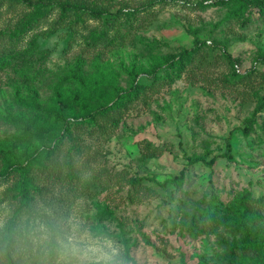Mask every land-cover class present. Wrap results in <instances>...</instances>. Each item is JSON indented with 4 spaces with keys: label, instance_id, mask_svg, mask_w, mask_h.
I'll return each mask as SVG.
<instances>
[{
    "label": "rangeland",
    "instance_id": "rangeland-1",
    "mask_svg": "<svg viewBox=\"0 0 264 264\" xmlns=\"http://www.w3.org/2000/svg\"><path fill=\"white\" fill-rule=\"evenodd\" d=\"M71 2L76 6L50 9L44 23L25 29L21 21L37 8L0 0V217L50 212L78 220L113 241L122 264H215L220 239L238 236L222 225L194 229L193 218L214 197L223 210L238 191L264 196V0ZM194 39L203 50L191 56L184 50ZM175 59L181 67L169 66ZM77 62L85 85L62 79ZM98 64L123 90L134 88L130 71L143 85L123 104L116 127L101 115L83 122L100 96H114L105 85L90 95ZM69 91L98 98L61 107L57 98ZM228 134L233 161L189 163L223 152ZM22 162L34 183L45 164L59 179L15 214ZM181 171L180 184L170 183ZM89 176L94 193L83 185ZM134 178L141 182L130 184Z\"/></svg>",
    "mask_w": 264,
    "mask_h": 264
},
{
    "label": "trees",
    "instance_id": "trees-1",
    "mask_svg": "<svg viewBox=\"0 0 264 264\" xmlns=\"http://www.w3.org/2000/svg\"><path fill=\"white\" fill-rule=\"evenodd\" d=\"M26 6L36 7L37 9L26 16L24 20L21 21L22 27L25 29H31L40 23H44L47 19L50 9L59 7L62 12L66 9L76 4L71 2V0H18ZM44 6H49V8L43 11L41 8ZM92 17H100L102 15L99 10H92L89 12ZM203 50L202 45L194 39L192 47L185 49L184 52L187 54L199 55ZM222 55L228 59L232 60V54L227 51H223ZM1 61V57H0ZM1 63V62H0ZM169 66L174 68L176 66L181 67V61L179 59L172 60L169 62ZM131 81L134 84V88L130 90H123L122 88L114 84L112 73L104 70L101 64H98L95 69V74L91 81V91L90 95H93L102 85L107 86L112 90L114 96L110 99H104L102 96L99 98V105L90 110L83 122L91 123L94 120L100 118L105 121L108 125L116 127L118 121L121 119L123 114V104L136 98L138 91L142 84L136 82V73L130 71ZM177 77V76H176ZM65 81H74L80 85H85L84 78L80 75V63L77 62L74 67H72L67 73L62 77ZM214 81L219 83V79L214 77ZM224 87H229L227 81L222 82ZM98 98V93L94 97H85L82 94L74 91H69L68 95L64 98L63 96H58L57 102L60 103L61 107L71 106L74 103L91 105L93 101ZM264 101L259 106V110L263 108ZM55 115L59 119H63L60 110L55 111ZM13 120L17 123H22L24 120L19 117L11 116ZM248 121L252 122L251 118ZM27 123L25 124V126ZM249 133V130H246ZM56 144V143H55ZM58 144L53 146V148H48L45 151V157L49 158L52 152L57 149ZM217 157L225 158L227 161H233V154L231 151L230 134L225 137V149L220 154L212 156L209 160L203 158H189V163L197 162L202 160L206 166L211 167ZM52 166V160H49ZM15 174L18 175V180L15 184V190L17 193V201L13 210L15 214L20 213L31 207L33 202V193L40 194L43 190H47L49 185L58 183L59 172L58 169L52 167L47 169V164L41 167V172L43 175L37 183H34L33 174H31V168L26 162L18 164ZM37 170V168L35 169ZM184 172L174 178L170 179L172 184H180L183 179ZM97 177V176H95ZM112 174L106 176L107 181H112ZM87 181L83 184L84 186H90L92 192H96L94 184L92 181V176H89ZM141 182V178H134L129 183L132 185H137ZM32 187V188H31ZM94 190V191H93ZM85 192H89L85 190ZM34 194V195H35ZM4 210L0 208V214ZM214 224L215 226L222 225L225 227L229 233L232 235H237L238 237L231 240L221 238L219 244L224 247V251L214 258L215 264H264V196H254L250 190L244 189L234 193L231 203L225 205L222 210V203L216 198H211L208 202V206L203 210L198 216L194 217L191 226L194 229L200 228L205 229L208 225ZM0 264H20V258H13V254L7 250H0Z\"/></svg>",
    "mask_w": 264,
    "mask_h": 264
},
{
    "label": "clouds",
    "instance_id": "clouds-1",
    "mask_svg": "<svg viewBox=\"0 0 264 264\" xmlns=\"http://www.w3.org/2000/svg\"><path fill=\"white\" fill-rule=\"evenodd\" d=\"M0 250L20 264H122L113 241L50 212L21 214L12 222L0 217Z\"/></svg>",
    "mask_w": 264,
    "mask_h": 264
},
{
    "label": "built area",
    "instance_id": "built-area-1",
    "mask_svg": "<svg viewBox=\"0 0 264 264\" xmlns=\"http://www.w3.org/2000/svg\"><path fill=\"white\" fill-rule=\"evenodd\" d=\"M237 67V66H236Z\"/></svg>",
    "mask_w": 264,
    "mask_h": 264
}]
</instances>
